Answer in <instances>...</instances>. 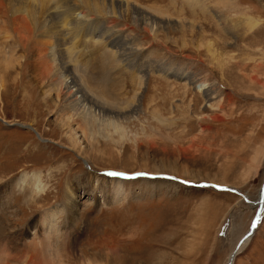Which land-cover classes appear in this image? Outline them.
I'll list each match as a JSON object with an SVG mask.
<instances>
[{
    "label": "rangeland",
    "instance_id": "rangeland-1",
    "mask_svg": "<svg viewBox=\"0 0 264 264\" xmlns=\"http://www.w3.org/2000/svg\"><path fill=\"white\" fill-rule=\"evenodd\" d=\"M125 1L162 22L140 24L106 0H61L94 19L68 43L62 5L59 37L64 62L107 110L78 103L80 92L62 103L42 52L14 43L28 34L22 19L2 13L0 264H227L250 228L264 180V0ZM120 30L126 44L115 43ZM136 64L168 74L149 71L130 109ZM234 258L264 264V212Z\"/></svg>",
    "mask_w": 264,
    "mask_h": 264
},
{
    "label": "bare ground",
    "instance_id": "bare-ground-1",
    "mask_svg": "<svg viewBox=\"0 0 264 264\" xmlns=\"http://www.w3.org/2000/svg\"><path fill=\"white\" fill-rule=\"evenodd\" d=\"M58 1H60V3L58 4ZM0 0V21L4 22V23H8L7 20L2 19V13H7V14H10V18L9 20H15L16 18H20L22 19V22L20 26V30H21V27L25 28L26 29V32L28 33L27 35H29V37H27V35H20V37L18 39L15 38V42L14 43H18L19 45L23 46V47H26V46H31L33 43V46L31 48L35 49V50H39L40 52H42L41 54L39 53V62L41 63L40 66L42 64H47V65H43L41 66V68L45 67H49L47 70L50 72H47L49 74H51L52 72L56 75H58L56 78V81H57V91L59 93H62L63 95V99H62V103L64 101V104L67 100H69L70 98L69 97H73L75 95V93L77 92H80L81 94L79 95L81 98L80 100L78 101V103L80 101H83L85 100L86 103L89 104V107H99L100 110H104L109 107L113 108V103L110 105L107 101V103H103V102H100L98 100H96V98L94 97V94H92L90 92V89H87V87L83 84V80L82 78H76V73H73L72 71V68H71V65L65 61L64 62V59H63V48L64 50H67L68 49V46H63V43L64 45L66 44V42H68V39L65 40L64 42V38L63 37H59V35H63L64 31H65V27L62 23H64V20H63V17L66 16L65 15V12H63V15L61 13V9L63 10V8H61V6L63 5L61 0ZM82 1V3H85L87 4V6L89 8H91L93 5V0H80ZM98 1V0H97ZM102 1V0H101ZM107 3H108V8H110L111 10H115V6L116 5H119V9L121 12L125 11L127 9V6L130 8L129 10H131L132 14L134 15V19L135 21L139 22L141 24V22L145 19L147 20L148 22H152V23H156L158 24V22H162L163 19L159 18L158 16H156L155 14H153L152 12H150L149 10L143 8L142 6H140L139 4L133 2V3H125L127 4V6L125 5V8H124V2L123 0H106ZM127 1V0H126ZM125 1V2H126ZM194 1V0H193ZM197 0H195L196 2ZM79 2V1H78ZM81 3V4H82ZM100 3V2H99ZM101 3H104V2H101ZM101 5V4H100ZM60 6V7H59ZM64 9L65 10H68L70 11L71 8L67 7V3H65L64 5ZM7 7V9H6ZM95 7V6H94ZM102 9V8H101ZM97 10V9H96ZM100 10V9H99ZM128 10V11H129ZM71 12V15H70V21H72V26L70 29H68V32L69 34H73L72 37L69 38V42L68 43H74V39L76 38L75 36V33L78 32L77 29L81 28V25L83 23H86V25H89V21L90 20H94L92 17H91V14L90 12L87 13L86 10H84L83 8H81V6H73L72 10L70 11ZM3 13V14H4ZM6 16V14H4ZM160 15V14H159ZM93 16V15H92ZM9 17V15H8ZM7 17V18H8ZM109 17V16H108ZM107 17V18H108ZM146 17H148L146 19ZM59 18H61V20H59L58 22L60 23H57L56 20H58ZM19 20V19H18ZM17 20V21H18ZM167 22L170 21L169 19H166ZM11 22V21H10ZM9 22V23H10ZM146 22V21H144ZM2 23V25L4 24ZM42 23V24H41ZM108 23V22H107ZM147 23V22H146ZM151 23V25H152ZM15 24V23H14ZM12 23L13 27H11L12 29L15 30V26H19L20 25V21H19V25H15ZM41 24V25H40ZM61 24V25H60ZM137 24V23H136ZM37 25V26H36ZM39 25V26H38ZM138 26V24H137ZM2 27H9V26H6L4 24V26H0V30L3 28ZM43 27L45 28L46 27V30H43ZM90 28V27H89ZM88 28V30H89ZM145 28V27H144ZM143 28V29H144ZM19 29V27H18ZM34 29V30H33ZM40 29V31L37 32V30ZM18 30L16 29V32ZM25 31V30H24ZM15 32V31H14ZM22 32H23V29H22ZM36 32V33H35ZM92 30L90 29L88 33H91ZM95 32V31H93ZM124 32L123 30H120L119 34H118V39H115V43L116 44H126L128 41H127V38H126V35H124ZM9 33V32H6V34ZM104 32L102 33H98L97 35L98 36H103ZM7 37H5L6 39L10 36L9 34L6 35ZM67 36V35H66ZM70 36V35H68ZM18 37V36H17ZM33 37V39H32ZM130 37V36H129ZM68 38V37H66ZM9 39V38H8ZM7 39V40H8ZM32 39V40H31ZM139 39V38H138ZM50 40V41H48ZM98 40L93 38V41L92 42H96ZM14 41V40H13ZM12 41V42H13ZM31 41V42H30ZM132 43L133 45L135 44L136 46L139 44V41L137 42V36H134L132 38L131 41H129V44ZM3 44V43H2ZM53 44H57L56 45V48H54V50L51 48V46ZM12 45V43H11ZM47 45H49L50 47V52H56L55 49H57V52H58V56L60 57V66H61V69L60 68H55V66L53 65L54 61L52 62V58L49 60V54L47 55V53L45 52V50H47ZM63 47V48H62ZM29 48V47H28ZM137 48V47H136ZM136 48H133V49H136ZM25 49V48H23ZM1 50V49H0ZM30 50V49H29ZM2 51V50H1ZM31 52V51H30ZM56 54V53H55ZM54 54V55H55ZM10 55H13V54H10ZM51 55V53H50ZM53 55V56H54ZM52 56V55H51ZM50 56V57H51ZM117 57V56H116ZM37 59V58H36ZM6 63L7 62V59L5 58L4 59ZM38 61V60H37ZM69 61V60H68ZM116 61H118V58H116ZM43 62V63H42ZM48 62H49V66H48ZM51 62L53 64H51ZM111 62L113 63L112 60L109 61V59H105V58H102L101 59V63H103V66L104 65H109L111 64ZM132 59L130 61V64L132 63ZM151 63V62H150ZM25 64V63H24ZM72 64V63H71ZM113 65V64H112ZM138 66L137 68V71L140 73L139 74V83L137 84V87L135 88L134 90V95H133V101L130 103L129 105V108L131 109L132 107H136V102L137 100L140 98L139 97V92L141 91V83L143 80H145V76L147 75V73L152 70L154 71H157V72H162V73H166L168 74V72H165L163 71L162 69L159 70V65H156L154 64V67L152 66V64H148L147 66L145 65H139V64H136ZM134 66V64L132 65ZM150 66V67H149ZM45 68H43L44 70H46ZM104 69V68H103ZM42 70V69H41ZM44 70H42V72H45ZM46 70V71H47ZM53 70V71H52ZM108 71V68L106 69ZM72 71V72H71ZM40 72V71H39ZM102 72V71H101ZM105 72V71H103ZM46 73V72H45ZM45 73H42L45 75ZM109 74V73H107ZM48 75V74H47ZM172 75V74H171ZM104 76V75H103ZM108 76V75H107ZM176 76V75H174ZM80 77V76H79ZM106 78V77H105ZM96 79V78H95ZM107 80V79H105ZM185 81H189L191 79H187V78H184ZM55 81V80H53ZM72 83V85H71ZM54 85V84H53ZM110 89V88H109ZM73 91V92H72ZM202 92V91H201ZM58 93V94H59ZM130 93V92H129ZM104 94V93H103ZM125 94H128L125 93ZM78 96V98H79ZM105 96V95H103ZM128 96V95H127ZM104 100V99H103ZM71 104L75 105L76 104V101L75 100H72L70 101ZM113 102V100H112ZM123 102V101H122ZM81 103V102H80ZM116 104V103H115ZM120 104V103H119ZM125 104V103H124ZM79 105V104H78ZM61 106V105H60ZM67 106V104H66ZM70 107V105H68ZM77 105H75L76 107ZM80 106V105H79ZM83 106V105H82ZM81 106V107H82ZM128 106V105H126ZM63 107V106H62ZM115 107V106H114ZM84 108V107H83ZM82 108V109H83ZM88 108V107H87ZM110 110H113L111 109ZM64 109V108H63ZM69 109H72V108H69ZM78 109V108H77ZM124 109V107L122 108ZM121 109V110H122ZM128 109V108H126ZM68 110V109H67ZM79 110V109H78ZM70 111V110H68ZM80 111V110H79ZM88 111V110H87ZM90 111V110H89ZM109 111V109H108ZM115 111H118L117 108ZM64 112V111H63ZM91 112V111H90ZM78 113V112H77ZM130 113V112H129ZM73 114V113H72ZM82 114V116H80ZM81 114H79L78 116L79 117V121L83 120L87 115H85L84 113L81 112ZM124 114V113H123ZM75 115V114H74ZM118 115V114H117ZM120 115V113H119ZM128 115V113H127ZM69 116V115H68ZM67 116V118H68ZM70 117V116H69ZM77 117V116H76ZM66 118V115L65 117ZM63 118V119H64ZM88 119V118H87ZM86 119V120H87ZM65 120V119H64ZM72 120H78L77 118L72 117ZM66 121V120H65ZM70 121V120H69ZM67 120V122H69ZM72 122V121H71ZM65 124V123H64ZM75 124V123H74ZM68 129V128H67ZM121 184H123L121 182ZM219 189H223V188H227L228 187H218ZM230 189H233V188H230ZM228 189V190H230ZM235 189L231 190V191H234ZM236 192V191H235ZM244 199L247 201V202H250L249 199L247 198V196L244 195ZM258 199V198H257ZM257 199L255 200V202H253V204H251L250 202V206H254L255 207H258V204H256L257 202ZM260 206V212L257 216V219L255 221V224H254V227L253 229L251 230V233H246L245 236L243 237V239L241 240V242H239L237 248H236V251L233 252V255L231 256V261L227 264H233V261H234V257H235V254L236 252L239 251V249L248 242V240L251 238V236L253 235V233L256 231V227H257V224H259V219L261 217V214L264 212V197L261 201V203L259 204ZM257 209V208H256ZM53 225V224H52ZM251 228H249L250 230ZM248 230V231H249ZM43 241V240H42ZM41 242V241H40ZM241 245V246H240ZM240 246V248H239ZM239 248V249H238ZM238 249V251H237ZM115 252V251H114ZM111 253V252H110ZM109 254V253H108ZM107 253H102V255H105V256H109ZM115 255V254H114ZM118 255V254H117ZM111 256V255H110ZM230 256V255H229ZM117 257V256H116ZM118 258V257H117ZM122 257H119L118 259H120Z\"/></svg>",
    "mask_w": 264,
    "mask_h": 264
},
{
    "label": "water",
    "instance_id": "water-1",
    "mask_svg": "<svg viewBox=\"0 0 264 264\" xmlns=\"http://www.w3.org/2000/svg\"><path fill=\"white\" fill-rule=\"evenodd\" d=\"M108 172H110L111 174L116 173V172H113V171H108ZM117 174H118L119 176H123V177H132V176H135V175H139V174H133V175L131 176V175H129V174H125V173H117ZM141 175H145V174L142 173ZM223 189H227V188H223ZM228 189H230V188H228ZM231 190H233V189H230V191H231ZM234 191H236V190H234ZM263 197H264V180H263L262 184H261L260 187H259L258 199H257V202H256V204H258V207H257V209H256V211H255V213H254V216H253L252 220H251V225H250V228H251V229L247 232L248 234L251 233V230H252L253 227H254L255 221H256L257 216H258V214H259V212H260V206H259V204L261 203ZM252 204H253V202H252ZM244 236H245V235L243 234V235L239 238V240L236 242V244H235L233 250L230 252V256H232V255H233V252L236 251V248H237L239 242H241V240L243 239ZM230 261H231V259L229 260V262H230Z\"/></svg>",
    "mask_w": 264,
    "mask_h": 264
},
{
    "label": "snow or ice",
    "instance_id": "snow-or-ice-1",
    "mask_svg": "<svg viewBox=\"0 0 264 264\" xmlns=\"http://www.w3.org/2000/svg\"><path fill=\"white\" fill-rule=\"evenodd\" d=\"M113 175H118L117 173H113Z\"/></svg>",
    "mask_w": 264,
    "mask_h": 264
}]
</instances>
